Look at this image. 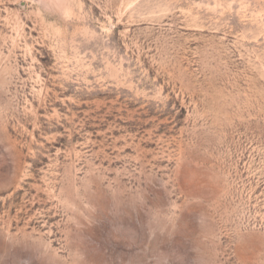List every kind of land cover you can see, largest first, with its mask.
<instances>
[{"label": "rangeland", "instance_id": "1", "mask_svg": "<svg viewBox=\"0 0 264 264\" xmlns=\"http://www.w3.org/2000/svg\"><path fill=\"white\" fill-rule=\"evenodd\" d=\"M0 264H264V0H0Z\"/></svg>", "mask_w": 264, "mask_h": 264}, {"label": "water", "instance_id": "2", "mask_svg": "<svg viewBox=\"0 0 264 264\" xmlns=\"http://www.w3.org/2000/svg\"><path fill=\"white\" fill-rule=\"evenodd\" d=\"M23 5V4H22Z\"/></svg>", "mask_w": 264, "mask_h": 264}]
</instances>
